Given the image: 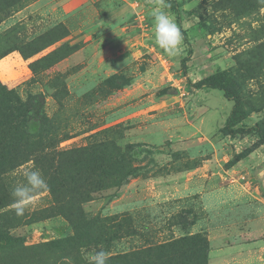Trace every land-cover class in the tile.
<instances>
[{
    "label": "rangeland",
    "instance_id": "374dc122",
    "mask_svg": "<svg viewBox=\"0 0 264 264\" xmlns=\"http://www.w3.org/2000/svg\"><path fill=\"white\" fill-rule=\"evenodd\" d=\"M166 2L184 36L174 58L155 43V0H0V83L22 101L40 94L52 131L49 149L0 173V196L13 201L0 208L1 230L14 239L0 245V264H89L101 250L117 256L169 241L195 251L197 238L207 241L205 264H264V5ZM217 70L240 85L246 133H223L234 101L195 86ZM103 141L136 167L119 187L96 189L97 176L67 165ZM28 169L47 185L67 182L37 193L18 217L11 192ZM64 170L78 172L74 186ZM71 197L80 218L96 221L75 241L59 210ZM195 255L191 263L202 264Z\"/></svg>",
    "mask_w": 264,
    "mask_h": 264
},
{
    "label": "trees",
    "instance_id": "16d2710c",
    "mask_svg": "<svg viewBox=\"0 0 264 264\" xmlns=\"http://www.w3.org/2000/svg\"><path fill=\"white\" fill-rule=\"evenodd\" d=\"M195 86L198 88L206 86L220 89L226 97L234 101L232 110L222 127L223 133L235 134L238 132H247V130L239 126L240 122L248 115L247 112L243 111L241 88L229 72L217 70L209 73L198 80ZM43 103L44 98L40 94L31 96L26 101H22L13 89H9L0 83V173L17 166V160L24 154L28 153L29 155L36 156L51 147L52 131H50V128H45L44 126ZM28 119L37 124V128L33 133L26 129L29 122ZM260 138L264 142V131L260 134ZM80 151L82 152L80 155L81 159H73L67 165L78 170V172L80 170L84 171L83 174L86 178H93L94 180V177L97 176L96 181L90 182L96 189L112 186L119 187L128 175L136 174V167L130 164L128 155L122 153L120 147H117L112 141H103L98 145H93V147H87ZM250 152L251 148L244 149L234 157V161L243 159ZM78 172L70 176L67 170L63 171L67 177H70L67 179L73 186L75 181L79 179ZM61 178L63 179V183L53 178L48 179V186L55 194L56 192L58 193L56 186H64L67 182L64 177ZM6 196L8 197L7 193L0 196V208L13 203V201L5 200ZM72 201L73 197L63 205L66 208L59 209L77 231L75 238L67 239V241H75L78 237L80 238L82 228H94L96 226L94 219H90L87 222L83 218H80L78 216L79 214L77 215L79 208L77 206L75 207ZM81 216L83 215L81 214ZM118 224L117 222L116 225ZM2 227L3 225H0V245L13 244L14 239L7 234L5 236V231L1 230ZM112 227L113 225L110 226V228ZM192 239L194 240V238ZM196 243L199 246L194 251L190 250L188 248L189 246L185 247L181 245L178 241H169L157 244L151 248H146L142 251L109 256L107 264H195L191 263L190 258L196 256V251L202 253V264H205L208 247L207 241L197 238ZM65 248L63 247L62 250ZM189 250L190 254L193 255L187 258L186 255H188Z\"/></svg>",
    "mask_w": 264,
    "mask_h": 264
},
{
    "label": "clouds",
    "instance_id": "9594fccd",
    "mask_svg": "<svg viewBox=\"0 0 264 264\" xmlns=\"http://www.w3.org/2000/svg\"><path fill=\"white\" fill-rule=\"evenodd\" d=\"M264 5V0H257ZM171 5L166 0H155V4L148 15L153 20L155 43L169 57H177L183 50L184 36L174 18L165 10ZM23 183L17 184L11 192L15 198L13 208L15 214L23 216L26 207L34 202L37 193L47 190L48 185L39 170L28 169L23 172ZM108 254L101 250L90 256L89 264H107Z\"/></svg>",
    "mask_w": 264,
    "mask_h": 264
}]
</instances>
